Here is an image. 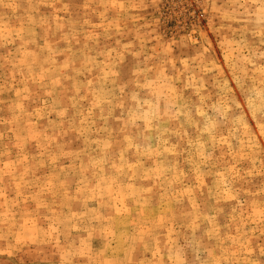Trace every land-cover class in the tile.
Instances as JSON below:
<instances>
[{
	"label": "rangeland",
	"instance_id": "rangeland-1",
	"mask_svg": "<svg viewBox=\"0 0 264 264\" xmlns=\"http://www.w3.org/2000/svg\"><path fill=\"white\" fill-rule=\"evenodd\" d=\"M262 213L264 0H0V264H264Z\"/></svg>",
	"mask_w": 264,
	"mask_h": 264
},
{
	"label": "snow or ice",
	"instance_id": "snow-or-ice-1",
	"mask_svg": "<svg viewBox=\"0 0 264 264\" xmlns=\"http://www.w3.org/2000/svg\"><path fill=\"white\" fill-rule=\"evenodd\" d=\"M200 115L203 116L204 113L201 112ZM204 127H205V131H207L209 128L213 127V125L206 124L204 125ZM205 159H207V157H205ZM262 215H264V213H262ZM261 254L264 255V249H261Z\"/></svg>",
	"mask_w": 264,
	"mask_h": 264
}]
</instances>
